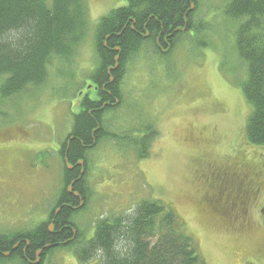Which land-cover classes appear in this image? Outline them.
<instances>
[{
  "label": "rangeland",
  "instance_id": "obj_1",
  "mask_svg": "<svg viewBox=\"0 0 264 264\" xmlns=\"http://www.w3.org/2000/svg\"><path fill=\"white\" fill-rule=\"evenodd\" d=\"M86 2L90 21L95 23L122 0ZM224 2L199 0L198 15L203 10L214 13L209 12L206 20L217 36L229 32L228 20L217 17ZM203 36L207 45L184 38L167 60L152 57L127 70L122 102L103 112L106 129L116 135L87 149L88 199L72 218L87 239L93 235L96 220L129 215L140 200L159 198L170 201L185 226L196 234L207 264H222L243 253L264 264L263 229L231 233L197 204L200 186L196 179L202 166L195 160L197 154L213 161L223 152L244 159L246 165L264 159V145L248 142L243 132L248 108L241 81L246 68L234 71L240 60L224 54L231 51L228 36L214 41L217 52L211 49L209 33ZM90 41L88 37L82 40L67 60H51L48 77L39 89L0 100L5 112L0 117L1 232L29 229L44 221L61 190L64 163L55 146L69 132L83 96H97L96 87L85 76L97 62ZM144 125L157 133L148 138L149 156L140 157L129 138ZM73 247H52L41 264H99L97 256L80 260Z\"/></svg>",
  "mask_w": 264,
  "mask_h": 264
},
{
  "label": "trees",
  "instance_id": "obj_2",
  "mask_svg": "<svg viewBox=\"0 0 264 264\" xmlns=\"http://www.w3.org/2000/svg\"><path fill=\"white\" fill-rule=\"evenodd\" d=\"M198 9L199 0H128V4L110 8L92 23L86 0H0V100L39 89L48 77L51 60L69 59L86 37L91 39L89 48L97 60L85 76L96 87L98 98L83 96L58 150L64 174L54 207L76 199L79 193L81 205L86 203V151L100 139L116 135L106 129L103 112L122 102L127 70L152 57L167 60L184 38L207 45L203 34L209 33L212 49L214 41L222 42L228 36L231 51L224 54L240 60L233 66L234 71L246 68V77L241 81V95L248 108L244 136L252 144L264 145V0H225L217 17L228 20L226 35L212 33V24L206 19L209 12L214 13L203 10L198 15ZM176 24L184 28L177 31ZM212 50L217 52L215 48ZM115 56L118 66L107 69V60L115 61ZM127 56L129 61L125 60ZM108 97H116L118 101L99 109L98 102ZM2 110L0 105V117L5 114ZM149 125L129 138L140 157L149 156L150 151L145 149L150 146L148 138L157 133ZM79 159H83V166L77 164ZM67 163L73 167L69 168ZM72 180V189L68 191ZM77 208L61 206L55 215L53 232L47 230L46 221H41L29 229L4 232V236L24 235L22 245L28 241L31 248H43L38 264L49 252L45 250L46 244L50 248L72 244L80 260L97 256L99 264H194L200 258L194 235L181 227L182 221L178 223L179 216L169 201L142 199L129 215L100 218L94 222L93 235L87 239L82 238L72 218ZM68 223L76 230L75 238L57 242L58 230ZM14 259L0 255V264H9Z\"/></svg>",
  "mask_w": 264,
  "mask_h": 264
},
{
  "label": "flooded vegetation",
  "instance_id": "obj_3",
  "mask_svg": "<svg viewBox=\"0 0 264 264\" xmlns=\"http://www.w3.org/2000/svg\"><path fill=\"white\" fill-rule=\"evenodd\" d=\"M126 4H128V0H122V3L118 6ZM190 6L193 7V1H190ZM144 28L145 27H143V29ZM175 28L177 31H179L182 30L184 26L176 24L174 25V29ZM145 35H148V31L146 29ZM104 44H107V42H104ZM129 57L130 56H127L125 60L129 61ZM107 62H109V64L107 65V69H112L113 66V68H116L119 64V62L117 61V56H115V61L107 60ZM89 97L93 99L98 98L97 96ZM117 101L118 99H116V97H108L102 102H98L101 104L98 108L103 109L108 105L112 106ZM68 144L69 140H67V147ZM61 145V142L57 143L55 148L59 150V148H61ZM197 158L202 164V166L198 170V174L200 175V177L199 179H196V185L200 186V196L197 200V204L199 205L200 209L210 215L212 219H214L213 222L215 224L222 226L229 231H232L231 233H242L255 228H261L263 229L264 240V195L262 196V198H260V195L264 192V159L259 163H248L246 165L245 162L247 161H245L244 159H235L226 156V154L223 152L218 153L217 156H214L213 161H208L198 154L195 158L196 161H198ZM72 167L73 166L71 165V167L69 168ZM3 182L4 179L0 175V183ZM72 182L73 180L70 182L71 189ZM209 188H213V191L210 192L208 190ZM74 192L77 191H73V194H75ZM201 199L205 203L200 202ZM82 200L83 199L81 197V194L79 193V196L76 199H72L69 201L70 203L62 202L55 207L53 206L54 208H51L49 210L45 219L47 230L53 232L55 215L58 213L61 206L71 205L73 207H76L82 204ZM178 216V223L182 221L180 223L181 227H186L184 218L179 214ZM49 223H52V225H50ZM67 227H70V229H66ZM63 229L66 230L61 233ZM75 231L76 230L71 223L62 225L58 230L59 239L57 242L74 239L76 234ZM22 240H26L24 235H19L18 237H16L15 235L6 237L4 236V232L0 231V246L4 248L2 249L0 247V255H10L11 257L14 256V262L25 260L26 264L32 263L33 257H39V253H41L44 249L35 247L31 248L28 241H24L25 245H22ZM50 247V244H46L47 249L45 250H50ZM28 250H35V252L31 253V251ZM38 250L41 251H39V253L37 254ZM260 250L261 252L264 251V243L262 244ZM204 258V256H201L197 259V261H195L194 264H207ZM222 264L257 263L251 260L250 255L243 253L239 255L237 259L230 261L228 260Z\"/></svg>",
  "mask_w": 264,
  "mask_h": 264
},
{
  "label": "water",
  "instance_id": "obj_4",
  "mask_svg": "<svg viewBox=\"0 0 264 264\" xmlns=\"http://www.w3.org/2000/svg\"><path fill=\"white\" fill-rule=\"evenodd\" d=\"M77 163L78 164H82V159H79L78 161H77ZM68 167H71V165L70 164H68ZM67 189L70 191L71 190V184H69L68 186H67ZM75 194H78L77 192H74ZM39 251L40 250H38V252H37V254L39 253ZM39 261V258H38V256L35 258V260H34V262L36 263V262H38Z\"/></svg>",
  "mask_w": 264,
  "mask_h": 264
},
{
  "label": "bare ground",
  "instance_id": "obj_5",
  "mask_svg": "<svg viewBox=\"0 0 264 264\" xmlns=\"http://www.w3.org/2000/svg\"><path fill=\"white\" fill-rule=\"evenodd\" d=\"M116 7H117V6H116ZM113 8H114V7H113ZM113 67H114V66H113ZM113 67H112V68H113Z\"/></svg>",
  "mask_w": 264,
  "mask_h": 264
}]
</instances>
